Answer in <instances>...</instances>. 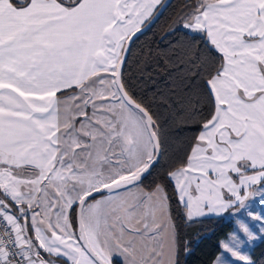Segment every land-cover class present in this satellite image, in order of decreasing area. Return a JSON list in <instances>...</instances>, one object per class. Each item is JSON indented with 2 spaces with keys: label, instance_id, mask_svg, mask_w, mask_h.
I'll return each mask as SVG.
<instances>
[{
  "label": "snow or ice",
  "instance_id": "snow-or-ice-1",
  "mask_svg": "<svg viewBox=\"0 0 264 264\" xmlns=\"http://www.w3.org/2000/svg\"><path fill=\"white\" fill-rule=\"evenodd\" d=\"M168 7L0 0V264H184L198 245L177 216L232 225L210 264H261L264 0H183L169 16L159 62L178 104L128 75ZM168 100L199 119L170 128ZM173 132L191 133L175 163Z\"/></svg>",
  "mask_w": 264,
  "mask_h": 264
},
{
  "label": "trees",
  "instance_id": "trees-1",
  "mask_svg": "<svg viewBox=\"0 0 264 264\" xmlns=\"http://www.w3.org/2000/svg\"><path fill=\"white\" fill-rule=\"evenodd\" d=\"M183 0H173L164 14L157 20V22L145 31V34L137 40L132 47L130 57L128 59V75L132 78V83L136 90L142 94L146 93L149 100H154L159 103L162 99H167L169 96H175L177 104L181 97L171 92L172 88L177 87L176 73L168 75V68H165L159 61L163 58L167 60L166 53L170 49L165 48L174 37L168 36L166 32L169 31V16H174L179 11ZM181 35L182 33H178ZM151 53V55L149 54ZM169 67H171L169 65ZM143 75L154 76V81L140 80L139 77ZM172 81V83H169ZM151 83L156 84V88H151ZM170 107L173 109V120L170 121L169 127L175 128L183 123H195L199 116L189 119V113L177 115L176 105H173L172 100H168ZM167 114V109L164 110ZM190 132L183 134L173 132L169 137L167 143V155L165 160L175 163L180 156L183 155L184 149L187 147V140L190 137ZM176 223L179 225L181 234L187 239H194L198 246H194V250L189 256L184 257V264H210L213 256L218 253V242L226 237L228 232L232 229V225L224 220L219 222L216 220L205 221L203 224L188 225L180 220L177 216ZM254 256L264 264V244L257 243L254 247Z\"/></svg>",
  "mask_w": 264,
  "mask_h": 264
},
{
  "label": "water",
  "instance_id": "water-1",
  "mask_svg": "<svg viewBox=\"0 0 264 264\" xmlns=\"http://www.w3.org/2000/svg\"><path fill=\"white\" fill-rule=\"evenodd\" d=\"M172 1L173 0H167V3L170 5L171 3H172ZM165 12V11H164ZM161 17V16H160ZM159 17V18H160ZM157 22V20H155L152 24H150L149 26H148V29H150L155 23ZM148 29H145V31H147Z\"/></svg>",
  "mask_w": 264,
  "mask_h": 264
},
{
  "label": "rangeland",
  "instance_id": "rangeland-1",
  "mask_svg": "<svg viewBox=\"0 0 264 264\" xmlns=\"http://www.w3.org/2000/svg\"><path fill=\"white\" fill-rule=\"evenodd\" d=\"M257 208H259L258 205H257ZM232 231H233V227H232V229L228 232L227 236L224 237V238H222L221 240H227V239H228V235H229V233H231ZM257 243H258V242H256V243L253 245V247H254ZM252 250H253V248H252Z\"/></svg>",
  "mask_w": 264,
  "mask_h": 264
}]
</instances>
